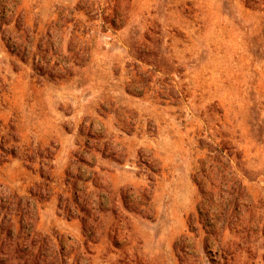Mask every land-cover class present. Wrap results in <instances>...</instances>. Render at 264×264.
<instances>
[{
	"label": "rangeland",
	"instance_id": "374dc122",
	"mask_svg": "<svg viewBox=\"0 0 264 264\" xmlns=\"http://www.w3.org/2000/svg\"><path fill=\"white\" fill-rule=\"evenodd\" d=\"M0 247L264 264V0H0Z\"/></svg>",
	"mask_w": 264,
	"mask_h": 264
},
{
	"label": "trees",
	"instance_id": "16d2710c",
	"mask_svg": "<svg viewBox=\"0 0 264 264\" xmlns=\"http://www.w3.org/2000/svg\"><path fill=\"white\" fill-rule=\"evenodd\" d=\"M75 203H76V205H75V207H77V202L75 201ZM9 232H8V235H10V234H12V231H11V229H12V226H11V228L9 227ZM19 234V233H18ZM25 239H31L32 241H35L34 240V238L32 237V233H27V234H25ZM11 252V251H10ZM9 251H7V250H4L2 247H0V255H2V254H8V253H10Z\"/></svg>",
	"mask_w": 264,
	"mask_h": 264
}]
</instances>
